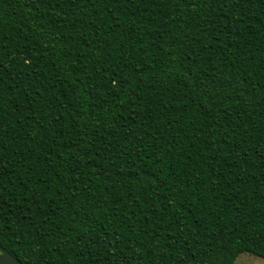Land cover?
Listing matches in <instances>:
<instances>
[{
  "label": "trees",
  "instance_id": "obj_1",
  "mask_svg": "<svg viewBox=\"0 0 264 264\" xmlns=\"http://www.w3.org/2000/svg\"><path fill=\"white\" fill-rule=\"evenodd\" d=\"M0 244L264 255V0H0Z\"/></svg>",
  "mask_w": 264,
  "mask_h": 264
},
{
  "label": "water",
  "instance_id": "obj_2",
  "mask_svg": "<svg viewBox=\"0 0 264 264\" xmlns=\"http://www.w3.org/2000/svg\"><path fill=\"white\" fill-rule=\"evenodd\" d=\"M0 264H24L0 244Z\"/></svg>",
  "mask_w": 264,
  "mask_h": 264
},
{
  "label": "snow or ice",
  "instance_id": "obj_3",
  "mask_svg": "<svg viewBox=\"0 0 264 264\" xmlns=\"http://www.w3.org/2000/svg\"><path fill=\"white\" fill-rule=\"evenodd\" d=\"M239 264H264V255L254 259L253 255L248 254L246 251L241 253V261Z\"/></svg>",
  "mask_w": 264,
  "mask_h": 264
},
{
  "label": "rangeland",
  "instance_id": "obj_4",
  "mask_svg": "<svg viewBox=\"0 0 264 264\" xmlns=\"http://www.w3.org/2000/svg\"><path fill=\"white\" fill-rule=\"evenodd\" d=\"M248 254L250 255H253V258L254 259H258L259 256L255 255V254H252V253H249L247 252ZM241 261V254L239 255V257L236 259L235 263L234 264H239V262Z\"/></svg>",
  "mask_w": 264,
  "mask_h": 264
}]
</instances>
